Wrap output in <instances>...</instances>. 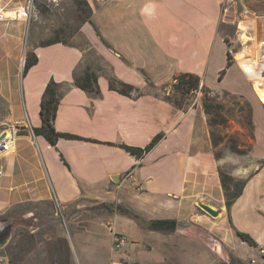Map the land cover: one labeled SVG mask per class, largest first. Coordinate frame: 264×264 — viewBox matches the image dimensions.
<instances>
[{"label":"crops","instance_id":"crops-1","mask_svg":"<svg viewBox=\"0 0 264 264\" xmlns=\"http://www.w3.org/2000/svg\"><path fill=\"white\" fill-rule=\"evenodd\" d=\"M88 2L92 16L81 28L84 45H33L31 51L38 61L24 74V4L22 0H0V101L6 104L0 132L15 118L27 117L33 128L41 126V100L47 83L54 79L61 93L56 130L87 138L61 137L53 145L43 135H16L11 150L0 156V215L27 204L52 203L58 236L67 241L66 254L72 262L74 243L69 242L65 228L78 245L77 252L91 262L126 261L123 258L128 254L113 250L115 229L127 235L136 254L148 264L154 252L158 264L169 262L176 247L196 242L204 229L233 248L232 256L245 261L251 255L244 256L241 241H247L237 230L250 233L259 247L264 246L261 212L252 209L258 224L254 230L236 217L246 215L247 207L241 201L252 181L264 174V165L229 213L202 106L176 105L167 98L165 87L180 73L190 72L213 88L206 81L213 60L218 57L213 67L218 78L237 39L247 48L237 52L238 60H233L223 80L231 68H237L246 80L247 76L252 79L243 59L257 51L258 63L255 54L247 59L254 68L263 62L259 16L241 17L235 12V0ZM119 18L123 25L104 30L105 23ZM223 23L234 24L233 37L221 29ZM87 67L97 74V94L75 84V77ZM110 77L136 86L137 91L127 95L111 88ZM253 90L264 103L254 81ZM157 135V144L140 158L120 145L145 147ZM260 153L264 159V150ZM117 174L121 175L119 182L113 179ZM199 201L217 208L220 218L208 217ZM121 219L127 220L135 234L125 228L117 230ZM154 219H175L176 229L151 228L147 221ZM58 246L53 245L51 255L65 261L57 257L65 253Z\"/></svg>","mask_w":264,"mask_h":264},{"label":"rangeland","instance_id":"rangeland-1","mask_svg":"<svg viewBox=\"0 0 264 264\" xmlns=\"http://www.w3.org/2000/svg\"><path fill=\"white\" fill-rule=\"evenodd\" d=\"M235 1V12L241 17L245 8H249L259 16V31L264 33V19L262 18L264 0ZM22 2L23 9L26 11L22 50L24 49L26 56L33 45L55 35L68 43L84 45L81 28L86 13L80 10L76 0H22ZM122 23L121 18L111 19L107 24H104L103 28L104 30H108L110 27L114 29L116 26L123 25ZM124 23H126L125 20ZM221 29L228 31L231 37L235 34L234 24L223 23ZM236 41L235 46H230L233 60H238L237 52L247 48L239 39ZM251 54L256 55L257 63L261 58L259 59L257 51H252L243 59L245 61L243 66L252 79L247 76L246 80L237 68H231L227 78L219 81L213 68L216 63L218 64L217 57V61L213 60L211 71L206 78L207 84L217 90L210 87H207L209 91L206 92L198 89L189 95L188 100L193 103V106L199 103L203 108L214 154L220 155L217 159L218 165L236 177L247 176L255 171L264 160L263 156H259L260 150H264V103L258 100L253 90L254 81L264 95V58H262V64L255 65L256 68H254L252 61L247 59ZM174 83L176 80L166 85V94L174 96ZM205 100L212 101L216 105L210 114L206 113L204 109ZM5 112L6 104L4 101H0V116H3ZM241 204L245 205L247 210L246 215L242 217L237 215V220H241L240 224L252 230L258 228L257 219L252 213V209L255 208L257 213L261 212L260 229L264 231V174L252 181ZM52 209L53 207L47 203H35L17 207L7 214L0 215V229L8 225L13 228L9 240L4 245H0V255L8 256L11 264H13L15 255L21 258V249H24L25 255L22 256L23 258L18 264H108L106 261L91 262L85 259L79 249V253L77 252L78 245H74L75 241L71 233L65 228L64 233L69 242L71 245L74 243L72 245L74 262L68 260L67 247H63L59 241L60 230L57 228V222L52 218L54 212ZM206 215L212 217L208 213ZM220 216L221 214L218 217L220 218ZM218 217L213 218L216 220ZM119 224L121 227L117 230L125 228L128 234H135L127 220L121 219L119 223L117 220L116 226L118 227ZM197 237L196 242L191 241L190 244L176 247L175 252L169 254L170 261L161 264H230V256L235 252L233 248H228L208 229L199 231ZM257 242L258 246H253L248 242L241 241L245 249L244 256L248 253L251 255H246L248 257L245 259L249 264L263 262L264 251L261 250L264 249V246L259 247L260 242ZM56 244L59 245L58 250L65 252L61 256L58 254L57 257H64L65 261H56L54 260L55 256L51 255L53 245ZM120 251L124 255L128 254L123 258L126 260L125 263L142 264L144 261L143 257L134 251L131 240L127 241ZM11 252H14V257L11 256ZM157 255V252L152 253L150 264H158L156 262ZM144 262L148 264L147 261Z\"/></svg>","mask_w":264,"mask_h":264},{"label":"trees","instance_id":"trees-1","mask_svg":"<svg viewBox=\"0 0 264 264\" xmlns=\"http://www.w3.org/2000/svg\"><path fill=\"white\" fill-rule=\"evenodd\" d=\"M80 10L82 12L86 13V17L83 22L90 21L91 22V16H92V9L89 5L88 0H76ZM57 42H64L68 43L67 41L63 40L61 37H58V35L49 37L45 40H43L40 45H50ZM227 65L224 69L221 70L218 80L221 81L224 78V75L227 72V69L233 65V56L231 52L229 51L227 53ZM38 61V57L34 51H29L26 56V61L24 65V74L27 73V71L30 69L31 66L36 64ZM97 74L94 70H92L91 67H87L83 74L77 75L75 77V84L83 89H85L88 92L91 93H99L100 89L97 84ZM110 87L113 89L118 90L119 92L127 95H132L133 92L137 91L136 86L118 80L116 77H110ZM176 83H174V90L175 94L168 95L167 98L171 99L176 105L183 107L185 103H188L189 101V95L198 89H202L205 92L209 91L207 89V86L205 84H202L201 77L197 74L190 73V72H184L180 73L175 77ZM60 83L57 82L54 79H51L45 88L42 100H41V117H42V125L39 127H34V133L36 135H43L50 143L55 145L59 138L65 137V138H80V139H87L84 137H81L76 134L72 133H65V132H59L56 130V127L54 125V120L57 115L59 103L61 100V93L59 91ZM204 109L206 113L210 114L212 112V109L216 106L212 101L205 100L204 101ZM160 135H157L154 137L149 144H147L145 147H135L130 146L125 143H121L120 145L124 147L126 150L131 152L133 155L137 157H142L145 155V153L149 152L159 141ZM219 154H215L216 159L219 158ZM264 165V160L261 162L258 169L255 171H252L247 176L244 177H236L230 172L224 171L223 168L220 166L219 168V174L221 177L222 186L224 189L225 194V200H226V206L228 208V211L230 213L232 206L235 204V202L240 198V196L243 194L249 180L257 173V171ZM50 207H53L52 203H47ZM136 217L137 215L134 214ZM230 221L233 225L232 218H230ZM148 225L151 228L154 229H161V230H175L177 226V221L175 219H154L147 221ZM237 234L245 241L249 242V244L253 246H258V242L250 235V233L237 230ZM59 241L62 245L66 246L68 249L67 241H65L63 238H60ZM21 255L24 256L25 252L24 249H21ZM14 252H11V256L14 257ZM21 258L15 255V258L13 259V264H18L21 260ZM263 262L261 264H264V255L262 256ZM69 264V263H68ZM230 264H249L248 262L237 259L234 256H230Z\"/></svg>","mask_w":264,"mask_h":264},{"label":"built area","instance_id":"built-area-1","mask_svg":"<svg viewBox=\"0 0 264 264\" xmlns=\"http://www.w3.org/2000/svg\"><path fill=\"white\" fill-rule=\"evenodd\" d=\"M257 14L250 10L249 8H245L242 12V17H256ZM0 74H1V60H0ZM26 128L29 129L30 133L35 136L34 129L30 123L29 118L20 119L15 118L5 123L0 135L2 133L8 131L9 135L6 138L0 140V156L9 152L12 148V142L14 137L16 136V132L19 129ZM3 171L0 170V177L2 176ZM113 230V228H112ZM128 237L124 233H113V250L120 251V249L127 243ZM262 252L264 249L261 250ZM0 264H11V261L8 256L0 255Z\"/></svg>","mask_w":264,"mask_h":264},{"label":"water","instance_id":"water-1","mask_svg":"<svg viewBox=\"0 0 264 264\" xmlns=\"http://www.w3.org/2000/svg\"><path fill=\"white\" fill-rule=\"evenodd\" d=\"M30 134L31 133L29 129H26V128L19 129L16 132V135H30ZM8 135H9L8 131L2 133V135H0V140L3 138H6ZM120 178H121L120 174L113 176V179L116 182H119ZM198 205L201 209H203L206 213H208L212 217H218L221 214V212L217 208H215L214 206L210 204H207L206 202L199 201ZM12 229L13 228L11 225H8L4 227L3 229H0V245H4L9 240ZM115 264H135V263L117 262Z\"/></svg>","mask_w":264,"mask_h":264},{"label":"bare ground","instance_id":"bare-ground-1","mask_svg":"<svg viewBox=\"0 0 264 264\" xmlns=\"http://www.w3.org/2000/svg\"><path fill=\"white\" fill-rule=\"evenodd\" d=\"M9 14V13H8ZM11 17V16H10Z\"/></svg>","mask_w":264,"mask_h":264}]
</instances>
